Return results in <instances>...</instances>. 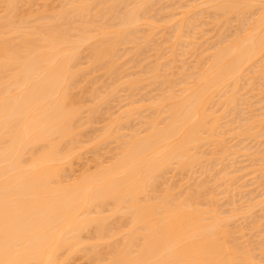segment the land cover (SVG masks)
Instances as JSON below:
<instances>
[{
	"label": "bare ground",
	"instance_id": "bare-ground-1",
	"mask_svg": "<svg viewBox=\"0 0 264 264\" xmlns=\"http://www.w3.org/2000/svg\"><path fill=\"white\" fill-rule=\"evenodd\" d=\"M263 77L264 0H0V264H263L264 246L232 231L239 205L226 214L218 197L158 189L168 170L200 167L231 192L240 151L264 171V143L249 146L264 139V107L251 102L257 88L262 106ZM122 89L124 109L90 141Z\"/></svg>",
	"mask_w": 264,
	"mask_h": 264
},
{
	"label": "rangeland",
	"instance_id": "rangeland-1",
	"mask_svg": "<svg viewBox=\"0 0 264 264\" xmlns=\"http://www.w3.org/2000/svg\"><path fill=\"white\" fill-rule=\"evenodd\" d=\"M232 24H233L232 26H235V23H232ZM206 28H207V29H210V28H208V27H206ZM211 32H212V31H211ZM211 32L209 31V33H207L208 35L205 34V36H204V37H205L204 39H206V40L208 39V40H207L208 43L206 42L207 44H212V42H214V40H213L212 37L215 36V35H213V34H215V33L212 32V33H213V34H212ZM209 35H210V36H209ZM212 35H213V36H212ZM207 36H208V37H207ZM209 38H210V39H209ZM214 39H215V37H214ZM146 53H147V54H145V55L148 56V54H149L150 52H146ZM150 54L152 55V52H151ZM150 54H149V55H150ZM151 55L148 56V57H150V58H149L150 60H153V59L151 58V57H152ZM188 56H189V55H188ZM190 56H192V55H190ZM190 56H189V57H190ZM185 57L187 58V56H185ZM185 57L183 58V60H184L185 64L187 65V68H188V67H191V65L194 66V64H195V61H194V60H195L196 58L193 56V57L190 58V60H188L189 57H188V59H186ZM139 58H141V57H138V59H139ZM192 58H193V59H192ZM149 59L146 60V63H148V62L150 61ZM192 61L194 62L193 64H192ZM179 63H180V66H181V62H179ZM179 63H177L176 65H179ZM183 64H184V63H183ZM185 64H184V65H185ZM188 64H190V65H188ZM133 66H135V65H132V64L128 65V67H131V68L129 69L128 73H129L130 71H131L132 73H134V72L136 73V72L138 71V69H137L136 67L134 68ZM132 67H133V68H132ZM185 68H186V67H185ZM132 69H133V70H132ZM135 69H136V70H135ZM133 71H134V72H133ZM131 72H130V73H131ZM100 76H101V75H100ZM97 77H99V74H97ZM101 78H103V77L101 76ZM263 78H264V77H263ZM98 80H100V78H99ZM101 80H104V79H101ZM101 80H100V81H101ZM100 81L98 82L99 84H96L94 87H98V86H99L100 88H102V89H99V88H98L99 91H103V87H102V86H103V85H102V84H103V81H101L102 83H101ZM260 82H261V81H260ZM262 82H263V79H262ZM262 82H261V83H257V84H262ZM100 83H101V84H100ZM257 84H255V85H257ZM101 85H102V86H101ZM263 85H264V82H263ZM254 87H255V86H254ZM256 87H258V86H256ZM256 90H257V91H256ZM263 90H264V89H263ZM145 91H146V90H145ZM145 91H141V93H140V92L138 93V91H135V92L133 93V98H134V100H133V98H131V99H132L133 101H136V100L141 99V97H143L142 95H144V97H145V96L147 95V94H143V93H145ZM147 91H148V90H147ZM254 91H255V92H254ZM254 91H253L254 93H251V94H253V95L256 97L257 94H259V90H258L257 88H256V89L254 88ZM119 92H120V91H119ZM119 92H118V95H115V96L113 97L114 99H113V98L110 99V100L113 101L112 103H111V102H108V107L111 108L110 111H109V109H108V113H106V112H107V111H106L107 105H106L105 107L102 106V108H105V111H101V114L98 113V114H100L99 116H98V114H96V115H95V118H94V120H93L94 122H95V121H97V122H95V123L93 122V123H92L93 126H92V125H90V127L87 126L88 129H90V128L92 127V129L89 130V134H88V130L85 129V130H87V131H86V136L89 138L90 141H91L95 136H97V135L99 134L100 129L102 130L103 125H105V124L107 123V121H106V119H104V117H108L109 115H107V114H110L111 112H112L111 114L117 112L120 108H122V107L125 105L126 102H128L127 97H126V95H128V91H127V90L125 91L124 89H122V92H120V93H119ZM125 92H126L127 94H126ZM135 93H136V94H135ZM137 93H138V94H137ZM150 93H151V92H150ZM120 94H121V95H120ZM151 94H152V93H151ZM151 94L147 95L146 97L149 98ZM251 94H249V95L252 96ZM260 95H261V92H260L259 96H260ZM140 96H141V97H140ZM254 96H253V97H254ZM259 96H257L256 99H259V98L262 97V95H261L260 97H259ZM117 97H118V98H117ZM146 97H145V98H146ZM255 97H254V100H256ZM119 98H120V99H119ZM125 98H126V102L123 101V100H125ZM137 98H138V99H137ZM145 98H144V99H145ZM147 98H146V99H147ZM115 100H116V101H115ZM254 100H253V99L251 100V102L254 103V105H253L254 107L252 106L254 109H259V108L264 107V105H263V104H264V101H263L262 103H260V105H262V106H259V105L255 104L257 101H254ZM120 101H121V102H120ZM122 101H123V103H122ZM117 103H118V104H117ZM120 103H121V104H120ZM109 104H111V105L109 106ZM255 105H256V107H255ZM113 107H114V108H113ZM122 109H124V107H123ZM102 110H103V109H102ZM102 112H104V113H102ZM120 112H121V111H120ZM148 113H149V112H148ZM103 114H106V115L102 116ZM111 114H110V116H111ZM117 114H119V111L117 112ZM115 115H116V113H115ZM144 115H147V112H146ZM97 116H98V117H97ZM101 117H102V118H101ZM99 118H101V119H99ZM95 119H97V120H95ZM103 120H105V121L103 122ZM134 121H135V122L137 121L138 123L136 122V124H134V123H135ZM134 121L130 122V123H131V126H130V123H129L128 126H129L130 128H133V126H134V128H135L136 125H138L139 122H140V120H139V121H138V120H134ZM100 122H101V123H100ZM101 124H102V125H101ZM139 127H140V125H139ZM94 129H95V130H94ZM97 129H99V130H97ZM96 130H97V131H96ZM95 131H96V134H95ZM93 133H94V134H93ZM124 133H126V132L124 131ZM90 134H92V135H90ZM86 136L84 137L85 139H87ZM90 136H91V137H90ZM89 140H88V141H89ZM230 140H231V139H230ZM231 141H232V140H231ZM231 141H229V143H230ZM257 141H259V139H257ZM262 141H264V139H261V141H260L261 143L257 142V145L254 143V142H256V140L253 141L252 144L249 143V141H247V143L250 144V145H249L250 147H254V146H255V147H254V148H255L254 150L257 151V149H259V151L262 153V150H264V145L262 146V144H263L264 142H262ZM114 142H115V141H114ZM114 142H113V141H109V142H107V143L105 144L106 146L103 145L104 148H103V150L100 152V153H103V152H104V153L102 154V155H103L102 158L108 160V159L112 156V154H113L114 151H115L114 148L117 147V146H116L117 143L115 144ZM250 142H251V141H250ZM233 143H234V141H232V143H230V145L233 146ZM235 143H236V141H235ZM235 143H234V144H235ZM247 143H245V145H246ZM114 144H115V147H114ZM259 144H260V145H259ZM247 145H248V144H247ZM253 145H254V146H253ZM240 146H241V145H240ZM242 146H243V144H242ZM259 146H262L261 149H262V148H263V149L261 150V149L259 148ZM105 147H106V149H105ZM108 147H109L110 149H109ZM256 147H257V148H256ZM112 148H113V149H112ZM240 148H241V147H240ZM237 149H238V148H236L235 150H237ZM108 150H109V151H108ZM111 150H112V151H111ZM232 150L234 151V149H232ZM254 150L251 149V152L255 153ZM110 151H111V152H110ZM259 151H257V152H259ZM108 152H110V153H108ZM240 152H241V151H240ZM240 152H238L237 155H234V157H235V158H234V159H235L234 162H236L237 164L233 162L234 165L232 164V165L230 166V168L233 166L232 169L229 168L230 171H229V169H227L229 172H232V171H233V173H235V174H233V176H235V175H238V176H239V174H240L239 178H240V177L242 178V180H240V181L238 180L239 182L237 181L238 183L234 182L233 184L230 185L231 187H229V189L231 188V192H232V193L229 192V191H228V193H225L224 190H222V191H223V192H222V191L220 190V189H223V188H224V185L221 184L222 182H217V183H216V182H212V181H213V178L211 177V178H212V180H211V178L209 177V175H208L209 179H207L208 177H207V178L204 177V176H207V175H206V174H204V175L202 174V170L200 169V167H199V168L197 167V169H199V170L194 169V172H193V171L191 172V175H192V173H193V175H194V176H192V178H196V179H192V178H190V177H191V176H190V173H188V175H186L187 172H181V174H180L181 176H180L178 171H177L178 173H177V172H174L175 174H172L173 172L171 173V170H168V171H167L168 174H167L166 172L164 173V174H166V175H163V179L160 180V184L163 183V185H164L165 182H167V183L170 182V183H169V184L166 183V184L164 185L163 188H162V185L160 186V184L158 183V186L161 187V188L158 187V189H159V190H161V189L164 190V189L167 187V185L170 187V184H171L172 189L175 190L174 192H175V193L178 192V194H181V195H178V196H183L182 193H184V195H186V194H190L191 191H190L189 193H186V192H188L189 190H192V193H195V189H196V191H197V192L199 191L200 194H202V192H203V194L201 195V198H200V200H199V202L201 201L202 203H206V201H208V200H207V197H210V198L212 197V199H214L215 197H218V198H215V200H216V199L219 200V198H220L221 196H223V195H227V194H228L227 196H223V197H224V198L222 197L223 199L220 198V201H219V202L216 200V203H215V201H214V204H216L215 207L217 208V210L219 209V212H221V210H222L223 213H226L227 210L232 209V207L234 206V204H235V205L237 204V205H236V208H235V207H233V208L237 209V208L239 207V210H240V211H238V212L240 213V216L242 217V220H243V219H244V220H243V221H242V220L240 221L241 218H240V216H239L238 218H240V219H239V220L236 219V222H237L238 224H235L236 222H233V223H232V225L235 226L234 229H233L232 231H234L235 234L237 233L236 231H238V230L241 231V232L238 231V233H239V232H240V233L243 232L242 234H238V235L240 236L239 238H237V235H236V239H237V240L239 239L238 242H239L240 239H241V241H240L239 244L242 245L243 243H245V245H248V246H250V247L252 246L253 249L256 251L255 248H257V247H256L257 245H259V246H260V245H261V246H264V244H262V243H264V241L262 242V239H261L262 236H263L262 234L264 233V231H263V230H264V228H263V227H264V225H263L264 223H263V224H259V223H261V222L264 221V217H263V216H264V211H261V210L264 209V206L262 207V204L264 205V203H263V202H264V198H263L264 196L262 195V194L264 193V192H263V191H264V186H262V185H264V180H263V179H264V175H263V174H264V171H262L263 174L261 173L263 176H262L260 173H257V172H253V173H251V171H253V170H251V169H252V168H253V169L256 168V167H255L256 164H254L255 160H254V162H253V160H252L253 157L250 155V156L252 157V158L250 157V160H252V162H253V164H254L253 166H254L255 168H254V167H251V166H250V167H251L250 169L247 168V167H248L247 165H248V164L251 165L252 162L249 160V157H248V160H247V158L244 157L245 155H244V154L242 155V154H241L242 152H241V153H240ZM249 152H250V151H249ZM251 152H250V153H251ZM106 153H107V154H106ZM243 153H244V151H243ZM245 153H246V152H245ZM250 153H248V154H250ZM263 153H264V151H263ZM104 154H105V155H104ZM240 154H241V155H240ZM85 155H86V154H85ZM90 155H91V154L88 153V155L84 156V157H83L84 159H82V162L84 161V163H82V162H81V163H82V164H85V161L88 159V157L90 158V157L92 156V155H91V156H90ZM107 155H108V156H107ZM104 156H105V157H104ZM109 156H110V157H109ZM237 156H238V157L241 156V157H240L241 159H238L239 161L236 160ZM242 156L244 157V159H243ZM246 156H249V155H247V153H246ZM86 158H87V159H86ZM107 158H108V159H107ZM231 158H233V157H231ZM245 158H246V159H245ZM88 161H89V160H88ZM88 161H86V163H87ZM240 161H241V162H240ZM249 161H250L251 163H249ZM243 162H245L246 164L243 163ZM88 163L91 164L90 162H88ZM241 163H242V164H241ZM82 164H81V165H82ZM235 164H236V165H235ZM82 166H83V165H82ZM241 166H242L243 168H242ZM228 167H229V164H228ZM245 167H246V168H245ZM77 168H78V169L80 168V165H79V164H78ZM244 168H245V170H246L247 172H246V171L244 172ZM236 169H238V171H237ZM239 169H240V170H239ZM241 169H242V170H241ZM195 170H197V172H196ZM200 170H201V174H202L203 176L200 175ZM250 170H251V171H250ZM169 171H170V172H169ZM236 172H237V173L240 172V173L237 174ZM241 172H242V173H241ZM243 172H244V173H243ZM248 172H249L251 175H250ZM184 173H185V174H184ZM198 173H199V174H198ZM212 173L214 174L215 171H212ZM255 173H257V174H255ZM182 174H183V175H182ZM196 174H197V175H196ZM247 174H248V175H247ZM252 174H253V175H252ZM173 175H174V176H173ZM184 175H185V176H184ZM198 175H199V176H198ZM244 175H245V177H242V176H244ZM256 175H259L262 179H261L260 177H256ZM176 176H177V177H176ZM182 176H183V177H182ZM195 176H197V177H195ZM200 176H201V177H200ZM238 176H235V177H238ZM179 177H180V178H179ZM181 177H182V178H181ZM198 177H199V178H198ZM184 178H185V179H184ZM186 178H187V180H186ZM252 178H253V179H252ZM254 178H255V179H254ZM256 178H259V179H256ZM178 179H179V181H178ZM206 179H207V180H206ZM249 179H250V180H249ZM166 180H167V181H166ZM169 180H170V181H169ZM174 180H175V181H174ZM189 180H190V181H189ZM191 180H192V181H191ZM195 180H197V182H196ZM201 180H202L203 182H201ZM205 180H206L207 182H206ZM208 180H209V183H208ZM244 180H245V181H244ZM257 180H259V181H257ZM260 180H263V181H260ZM162 181H163V182H162ZM187 181H189V182H187ZM198 181H199V183H198ZM215 181H216V180H215ZM217 181H218V180H217ZM171 182H172V183H171ZM190 182H191V183H190ZM192 182H193V183H192ZM211 182H212V183H211ZM240 182H241V183H240ZM242 182H243L244 185L242 184ZM253 182H254V183H253ZM262 182H263V183H262ZM185 183H186V184H185ZM203 183H204V184L206 183V185H204ZM215 183H216V186H219L218 184H220L221 186L223 185V188H222V187H221V188L219 187V188H220V189L218 188L219 190L214 189V188H215ZM235 183H236V184H235ZM255 183H257V185H259L260 188L257 187V185H256ZM260 183H261V184H260ZM172 184H173V185H172ZM177 184H178V185H177ZM198 184H199V185H200V184H203V185H202V188H201V185L199 186V188H200V189H204V191H203V190L200 191V189L197 188V187H198ZM207 184H209L210 186L207 185ZM213 184H214V186H213ZM234 184H235V185H234ZM188 185H189V186H188ZM192 185H193V186H192ZM233 185H234V186H233ZM238 185H241V186L238 187ZM245 185H246V186H245ZM247 185H248V186H247ZM165 186H166V187H165ZM185 186H186V187H185ZM207 186H208V187H207ZM212 186H213L214 188H213ZM243 186H244V187H243ZM175 187H178V188L180 187V188L178 189V188H175ZM187 187H188V188H187ZM209 187H210L211 190L209 189ZM232 187H234V188L236 189V191H235V189L232 188ZM241 187H243L245 190H244L243 188H241ZM245 187H246V188H245ZM249 187H250V188H249ZM261 187H262V190H261ZM207 188H208L209 190H208ZM238 188H240V190H239ZM177 189H178V191H177ZM185 189H186V190H185ZM193 189H194V192H193ZM212 189H214V190H212ZM233 189H234V190H233ZM254 189H255V190L257 189V190H256V193H255V190H254ZM162 190H161V191H162ZM179 190H180V191H179ZM215 190H217V192H215ZM232 190H233V191H232ZM248 190L251 191V192H249ZM206 191H207V192H206ZM211 191H212L213 193H212ZM218 191H221V192L219 193ZM244 191H245V192H244ZM247 191H248V192L250 193V195H252V196H250V195L248 194ZM208 192H209L210 194H209ZM236 192H237L238 195L236 194ZM241 192H242V193H241ZM252 192L255 193V194H254L255 197L253 196ZM260 192H261V195H260ZM206 193H207V194H206ZM221 193H222L223 195H222ZM229 193H230L231 195H229ZM234 193H235V194H234ZM176 194H177V193H176ZM208 194H209V196H208ZM211 194H212V195H211ZM220 194H221V195H220ZM233 194H234V196H233ZM240 194H241V195H240ZM244 194H245V195H244ZM216 195H217V196H216ZM218 195H219V196H218ZM205 196H206V201H205V199H203V197H205ZM241 196H242V197H241ZM247 196H249V197H247ZM256 196H257V197H260V198L263 199V201L261 200L262 202L260 201V204H259V205H256L257 203H259V201H257L256 204H254V202H255L256 200H260V198H256ZM213 197H214V198H213ZM231 197L234 198V199H231V201H230V205H229L228 202H229L230 199H228V198H231ZM240 197H241V198H240ZM251 197H252V199H251ZM210 198H209V199H210ZM225 198H226V200H225ZM236 198H237V200H235ZM242 198H243V199H242ZM249 198H250V199H249ZM253 198H255L256 200H254ZM202 199H203V201H202ZM241 199H242V201H244V200L246 199L245 201H246L247 203L250 202V201H251V202L253 201V204H254L253 206H255V205L257 206V207L255 206L254 209H251L254 213L250 210V213H251L250 215H248L249 212L247 213V215H244V212L246 213L247 209H244V211H241V208H240V207H242L243 205H245V201H244V203H243V202L241 201ZM239 200H240L241 203L239 202ZM226 201H227V202H226ZM232 201H233V203H232ZM201 202H200V203H201ZM217 202H218V204H217ZM235 202H236V203H235ZM202 203H201V204H202ZM227 203H228V204H227ZM231 203L233 204V206H232ZM261 203H262V204H261ZM226 204L229 205L231 208H230L229 206H227ZM248 204H249V203H248ZM250 204H252V203H250ZM222 205H224V206H222ZM238 205H239V206H238ZM246 205H247V204H246ZM246 205H245V206H246ZM260 205H261V206H260ZM218 206H219V207H218ZM237 206H238V207H237ZM245 206H244V207H245ZM221 207H225V208H222V209H221ZM247 207H248V206H247ZM260 207H262V208H260ZM228 208H229V209H228ZM245 208H246V207H245ZM256 208H259V209H256ZM223 210H224V211H223ZM242 210H243V208H242ZM262 212H263V213H262ZM241 213H242V215H241ZM259 213H260V215H259ZM226 214H227V213H226ZM243 215H244V216H243ZM255 215H256V217H255ZM261 215H262V216H261ZM247 216H249V217H247ZM246 217H247V218H246ZM250 217H251V218L254 217V219L252 218V220H251ZM257 219H260V220H257ZM262 219H263V221H262ZM237 220H238V221H237ZM247 220H248V221H247ZM256 220H257V222H254V221H256ZM252 221H253V223H251ZM239 222H240V223H239ZM245 222H246V223H245ZM248 222H250V223H248ZM256 223L259 224V225H257ZM243 224H245V227H244ZM251 224H253V225H251ZM232 225H231V226H232ZM236 225H237V227H236ZM238 226H241V227H238ZM260 226H262V227H260ZM247 227H248V228H247ZM250 227H254V228H251V229L249 230ZM256 227H259L260 229H256ZM231 228H232V227H231ZM240 228H242V229H240ZM244 228L246 229L247 233L244 232V231H245ZM261 228H262V229H261ZM237 229H238V230H237ZM252 229H253L254 231H252ZM243 230H244V231H243ZM248 230H249V231H248ZM256 230H257V231H256ZM251 231H252V232H251ZM248 232H249V233H248ZM250 232H251V233H250ZM260 232H261L262 234H261ZM244 233H245V234H244ZM259 233H260V234H259ZM249 234H250L251 237L249 236ZM257 234H259L260 236L257 235ZM241 235H242V236H241ZM245 236H246V237L248 236L247 241L250 240L249 242H245V241H246V240H245V239H246ZM255 236H256V237H255ZM244 237H245V238H244ZM253 237H254V238H253ZM257 237H260V238H257ZM243 238H244V239H243ZM256 238H257V240H260V239H261V240H260V241H257V240L254 241V239H256ZM263 238H264V236H263ZM242 239H243V241H242ZM244 240H245V241H244ZM235 241H236V240H235ZM252 241L254 242V244H255V242H256L255 246H254L253 243H251ZM242 242H243V243H242ZM257 242H260V243L262 242V243L260 244V243H257ZM247 243H248V244H247ZM249 244H252V245H249ZM262 248H263V247H262ZM255 251H252V252H255ZM257 251H258V249H257ZM257 253H258V252H257ZM257 253H256V254H257ZM253 254H254V253H253ZM256 254H255V255H256ZM257 257H258V254H257ZM263 259H264V258H261V261H262V262H264ZM76 263H77V264H80V263L82 264V263H84V261H83V262L80 261V262H76ZM263 264H264V263H263Z\"/></svg>",
	"mask_w": 264,
	"mask_h": 264
}]
</instances>
